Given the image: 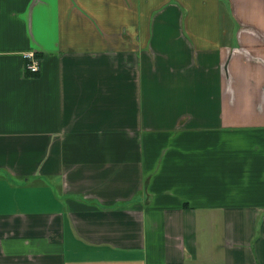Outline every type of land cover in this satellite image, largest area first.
Returning a JSON list of instances; mask_svg holds the SVG:
<instances>
[{"label": "crops", "instance_id": "crops-1", "mask_svg": "<svg viewBox=\"0 0 264 264\" xmlns=\"http://www.w3.org/2000/svg\"><path fill=\"white\" fill-rule=\"evenodd\" d=\"M0 264H264V0H0Z\"/></svg>", "mask_w": 264, "mask_h": 264}, {"label": "built area", "instance_id": "built-area-1", "mask_svg": "<svg viewBox=\"0 0 264 264\" xmlns=\"http://www.w3.org/2000/svg\"><path fill=\"white\" fill-rule=\"evenodd\" d=\"M28 59L27 69L32 71V73H38L40 70V60L34 55H30Z\"/></svg>", "mask_w": 264, "mask_h": 264}]
</instances>
